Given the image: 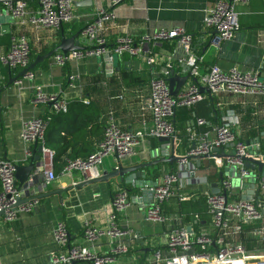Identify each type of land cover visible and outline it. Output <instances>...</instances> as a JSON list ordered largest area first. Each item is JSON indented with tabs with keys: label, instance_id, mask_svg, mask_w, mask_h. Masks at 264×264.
<instances>
[{
	"label": "crops",
	"instance_id": "0c3cea01",
	"mask_svg": "<svg viewBox=\"0 0 264 264\" xmlns=\"http://www.w3.org/2000/svg\"><path fill=\"white\" fill-rule=\"evenodd\" d=\"M213 1L124 0L111 6L110 0H91L88 5L75 6L71 23L77 25L78 29H82L100 9L111 10L114 18L108 23L110 46L114 44L115 36L121 33L127 34L136 41L143 35L154 33L159 28L182 27L191 36L194 54L200 59L201 72L215 65L223 71L234 67L242 71L255 68L260 76L264 77V0H249L248 4L236 6L239 29L232 38L227 40H219L215 30L203 25L205 10L213 5ZM27 7L28 15L37 9L35 2L31 0ZM6 25L8 26L6 30L0 32V40L7 37L9 41L15 34L26 35L33 53L31 61L55 47L53 45L57 40V31L48 27L33 26L27 18L22 22L9 21L7 14L0 6V27ZM68 31L69 28L64 29L66 36L74 33ZM78 40L83 47L84 41L80 35ZM58 41L59 37L57 43ZM9 46L1 43L0 55L4 54ZM147 52L148 56L155 58V63L148 64L143 56L123 53L113 60L111 69L107 68L108 63L103 56L87 57L79 61L71 60L62 67L54 66L50 56L30 68L33 77L26 79L21 78V69L6 67L0 63V88L8 85L0 92V158L10 159L20 165L28 163V157L32 155L35 147L34 143L30 145L31 155L26 157L25 145L20 138L23 123L29 118L42 117L51 113L49 103L34 105L30 101L36 87L45 94H56L66 101L82 100L84 103V99L91 97L99 102L100 118L105 119V124L111 116L125 130L134 133L142 131L145 137L133 154L122 159L123 165L160 159L165 154L169 156L172 151L170 144L165 148L163 143L157 142V145L153 147L150 141L152 136L146 135L152 127V118L147 107L149 82L153 77L163 76L167 70V64L172 65L176 74H186L183 60L185 54L182 46L174 40L150 43L147 46ZM124 54L128 57L122 62ZM120 61L123 68L130 72L131 78L123 80L119 77L117 63ZM99 76H103L102 81L100 80V85L104 86L102 91L91 87L94 82H99L97 80ZM9 79L11 84L7 83ZM190 81L192 79L188 78L186 82ZM204 94L205 99L196 105L178 107L177 112L175 111L178 114L176 116L184 122L183 126L188 135V128L192 127L195 132L204 133L209 140H212L215 137L216 127L226 124L234 129L237 137L250 146L251 152L259 151L264 159L263 98L238 93H220L216 96ZM173 117L175 120V113ZM198 118L203 119L205 123L197 126ZM52 126H57V123L55 125L53 123ZM179 142L180 139L177 137L175 155L186 151L181 150ZM231 150L232 145L227 144L219 148L217 152L231 154ZM76 151V148L71 149L68 159L74 158ZM214 153L215 151L211 154ZM45 160L46 158L38 169L32 172L36 178L35 183L41 191L37 195L58 189H64L65 192L62 194V199L57 194L40 197L39 205L30 213H21L11 222H6L0 216L1 264H53L51 253L56 250L53 228L60 220L66 224L72 244L89 245L93 251L99 253H105L108 248L106 238H101L92 244L85 242L82 223L89 219L97 226H105L106 217L111 210L114 188H123L122 184L118 180H113L110 184L96 182L76 189L73 185L82 181L83 177L78 172H71L67 175H57L58 179L48 183L47 186H42L45 177L41 170ZM209 160L213 165L210 166ZM116 163V156L107 155L99 166V171L110 170L116 166ZM173 166L176 168L175 173L169 172ZM190 169L192 173L189 172ZM221 170L223 171V168ZM159 171L160 176L156 180L153 175L145 172L146 179L155 181L156 184L165 173L174 174L178 178V182L174 184L176 191L192 197H196L199 193H212V184L216 183L218 187L220 185L215 157L201 158L198 164L194 159H190L180 168L177 161L172 164L161 162ZM253 175L260 176L257 171H253ZM224 179L232 181L229 174H225ZM238 180V186L234 187L231 184L230 188L233 193L231 198L234 200L241 199L246 194V188H242V184L250 181L246 178L241 184L240 177ZM135 183V181L125 183L134 190L130 193L127 191L130 196V205L125 209L124 215L119 218V223L134 231L137 238L129 239V251L117 256L111 264H153L152 255L156 251L161 254L162 261L159 264H165V260L172 255L165 245L166 239L174 229L184 227L187 230L189 227V230L195 233L205 231L214 234L210 223L211 218L202 221V224L196 227V231L191 224L183 222L176 213L168 210L172 203L170 200L161 210L164 215L162 222L146 219L143 211L153 197L143 193L142 188H135ZM255 189L256 186L253 190ZM260 195L264 202V192H260ZM174 197L178 198V196ZM259 221L261 227L249 235L250 240L244 241L242 234L233 237L234 241L242 242L246 253L235 256L228 264H264V212Z\"/></svg>",
	"mask_w": 264,
	"mask_h": 264
},
{
	"label": "built area",
	"instance_id": "2783aa9c",
	"mask_svg": "<svg viewBox=\"0 0 264 264\" xmlns=\"http://www.w3.org/2000/svg\"><path fill=\"white\" fill-rule=\"evenodd\" d=\"M30 0H0V6L5 14H10L13 21L22 22L29 19L31 25L36 27H48L55 31L60 30L63 23H69L73 19L74 3L81 0H31L37 9L28 15V2ZM124 0H110V5L115 6ZM249 0H214L213 5L205 10L203 25L215 30L219 40L232 38L239 29L236 6L248 4ZM114 18L109 9H100L95 16L81 29L80 36L84 46L80 50L66 53L55 52L51 55V63L62 67L66 62L79 61L87 57H101L109 54L108 61L113 63L114 58H119L123 53L132 56H143L148 64L155 63V58L148 56L147 46L161 41H176L184 51V63L188 68L190 82H186L173 96L170 94L166 76L172 65L167 64L164 76L153 77L149 82V96L147 107L152 118V127L147 131V136H168L174 148L177 142L174 126V113L178 107H191L205 99L204 92H200V86H207L211 96L220 93H238L256 95L264 100V77L253 68L242 71L234 67L223 71L217 65L211 66L207 71L201 72L200 59L193 51L191 36L182 27L174 29L159 28L150 35H143L133 41L127 34L121 33L115 36L113 45L108 43L109 22ZM7 51L0 55V63L10 68L26 69L31 62V47L26 35L15 34L10 39ZM33 73L30 69L21 78H31ZM195 79V80H194ZM34 105L49 103L51 112H65L67 101L56 94H45L39 87L34 89L30 100ZM87 103L88 100L84 99ZM50 121V114L27 119L20 131V138L25 145V156L31 155L30 145L37 141L42 146V155L46 158L42 172L48 183L58 179L57 175H67L78 172L83 180L101 176L99 166L107 155H114L123 159L136 151L144 133L131 132L119 126L114 118L108 117L103 129L102 139L98 142L94 151L85 158L75 157L66 161V164L55 173L52 165V152L45 147V131ZM205 121L199 119L196 125H202ZM191 146L180 154L184 156L178 161L179 168L186 165L188 156L211 154L215 148H221L227 144L232 145L231 156L225 158L226 166H235L239 173L240 182L246 179L248 174L243 166L242 157L249 156L251 149L248 144L237 137L234 129L226 124L218 125L214 132V139L209 140L204 133L195 132L192 127L188 128ZM179 155V156H180ZM215 163H222L221 159L215 158ZM16 163L12 160L0 158V212L6 222L18 218L21 213H30L40 203L38 185L35 183L34 173L29 174L28 180L23 184L16 183L14 172ZM192 173V170H189ZM256 181L255 186L260 192H264V179ZM178 182L177 176L165 173L159 182L150 189L152 201L143 211L146 219L162 222L164 215L162 205L170 198L178 196L179 200H188L192 196L178 193L174 184ZM220 192L217 194L207 193V211L211 218V227L214 234L205 231L195 233L181 229H174L166 239L165 245L171 252V256L165 260V264H228L235 256L244 255L246 248L241 241H234L233 237L241 234V224L251 223L260 219L263 215V200L255 197L252 200L237 198L232 199L231 182L228 179L220 181ZM225 191V194L221 191ZM111 199V210L106 217L105 226H97L87 219L82 223L83 239L89 244L106 238L108 248L105 253L93 251L89 245L83 246L70 242L67 226L64 221H58L54 228V240L56 250L51 253L53 264H111L119 255L129 251V239H136L137 234L128 227L119 223V218L124 215L125 209L130 205V196L127 190L115 187ZM20 199L25 202L18 203ZM260 232V231H259ZM162 261L161 254L156 251L152 255L153 264ZM1 264V263H0Z\"/></svg>",
	"mask_w": 264,
	"mask_h": 264
},
{
	"label": "trees",
	"instance_id": "16d2710c",
	"mask_svg": "<svg viewBox=\"0 0 264 264\" xmlns=\"http://www.w3.org/2000/svg\"><path fill=\"white\" fill-rule=\"evenodd\" d=\"M62 28L65 30L69 28L68 32L73 33L77 31L79 27L69 22L63 23ZM56 36L58 40L59 30L56 32ZM6 38L7 37H4L2 41L0 40V44L9 45L10 40L7 41ZM57 40L54 42L53 47L56 46ZM32 57L33 53H31V59ZM127 57L128 55L124 54L121 61L123 62ZM121 61L117 63V71L119 72L120 78L127 80L131 78V75L130 72L123 68ZM102 79L103 76H99L97 79L99 82H94L91 87H95L96 90L102 91L104 88L103 85H100V80L102 81ZM87 100L88 103H83L82 100L67 101V109L65 112L50 113V121L45 131V147L52 152L51 158L55 173H59L66 164L71 149L76 148V157L85 158V156L95 150L96 144L102 139L105 119L100 118L101 108L99 102L91 97ZM176 112L174 120L176 136L180 139L179 146L181 150H187L191 147L192 142L189 140V135L185 130L186 128L183 126L184 122L176 116ZM53 123L54 125L57 123V126L53 127ZM150 141L153 147L157 145L158 140L156 137H150ZM208 163L210 166L213 165L211 160H209ZM159 168L160 164L151 168L152 173L150 174L153 175L154 180L158 179L160 176ZM175 171L176 168L174 166L169 170L171 173H175ZM122 187L129 193L134 190V188L125 183L122 184ZM169 200L170 203H172L168 207V210L176 213L183 222L191 224V226L195 228L194 230L202 224V221H207L210 218L209 211H207L205 193H199L196 197H192L188 200H179L177 197H172ZM167 202L162 205V209L167 205ZM260 227L259 219L251 223L241 224L242 239L244 241L250 240L251 236L249 235L260 229Z\"/></svg>",
	"mask_w": 264,
	"mask_h": 264
},
{
	"label": "water",
	"instance_id": "95a60500",
	"mask_svg": "<svg viewBox=\"0 0 264 264\" xmlns=\"http://www.w3.org/2000/svg\"><path fill=\"white\" fill-rule=\"evenodd\" d=\"M91 3V0H81L77 1L74 3V6L81 7L85 6ZM7 18L9 21H13L12 16L10 14H7ZM8 26L0 27V32L3 30H6ZM215 32V31H214ZM81 33V29H78L76 32L71 34L70 36H66L64 32V28H60L59 30V41L57 45L45 52L43 55H38L36 56L33 61L30 62V65L26 68L23 69L20 72V76H22L27 69L33 68L35 65L38 64L39 61L45 60L46 58H49L53 53L55 52H69V51H75V50H80L82 49V46L79 44L78 37ZM216 33V32H215ZM108 56L109 54H104L103 58L106 60L108 63L107 68L111 69L112 68V63L108 61ZM116 60V58H114ZM184 70L187 71L186 74L184 75H179L176 74L174 69L171 68L166 76V79L168 81V86H169V91L171 95H175L178 90L186 83V81L189 78V73H188V68L184 64ZM195 80V79H194ZM11 79L7 81L8 84H11ZM8 86V85H7ZM7 86H4L7 87ZM0 88V92L4 89ZM200 92L207 93L208 96H211L210 89L207 86H200ZM158 142L163 143L164 147L167 148L170 144V147L172 148L171 153L168 155L162 156L160 159H154V160H149V161H144L142 163H137V164H132V165H123L122 164V159L118 158L116 156V166L111 168L110 170H104V172H101V176L97 178H92V179H86L82 180L79 183L73 185L74 188L80 189L82 187H85L87 184L91 183H96V182H104L107 184H110L113 180H118L121 184L124 183H131V182H136L135 183V188H142L143 193H148L151 198H152V190L150 189L152 186L155 185V181H149V179H146V174L152 173L151 168L160 164L161 162H169L172 164L175 161H180L181 158L184 156L182 155H175L174 154V145L172 141H170V138L168 136H160L157 138ZM191 146H194L192 144ZM34 149L33 153L30 157H28V163L24 165L16 164L15 165V172H14V177L16 180V183L18 184H23L28 180L29 174L32 172H35L38 169V166L43 161V155H42V146L37 143V141L34 142ZM219 148H215L214 154H201L198 156H188L186 155L185 158L190 160L194 159L197 164L199 163L201 158H209V157H215L216 159H221L222 163H218L217 168L219 169V180L222 181L224 179L225 174H229L232 177L231 184L234 187H237L239 184V173L236 172V167L235 166H224L225 164V158L228 156L233 155L234 153L231 152V154H226L223 152H217ZM217 152V153H216ZM154 155L155 152H154ZM243 161V166L247 170L248 174L246 176L247 179H250L249 183L244 182L242 184V188H246V194L242 196L244 200H252L253 196L257 199H261L260 195V190L259 188L256 187V191L253 190L255 187V183L258 180V177L253 175V171H257L260 174V178L264 179V159L260 155L259 151H256L255 153L250 152L249 156H244L242 157ZM224 166V167H223ZM223 168V171L221 170ZM151 175V174H150ZM134 180V181H133ZM213 194H217L220 192V188L217 186L216 183L212 184V189H211ZM224 194L225 191L221 190ZM65 192L64 189H58V190H53V191H48V193H43L41 195H38L41 198L48 197L49 194H57L60 196L62 199V194ZM25 202V199H20L18 203H23ZM264 212V209H263ZM0 215H2V212H0ZM187 230H189V227H187ZM190 231V230H189Z\"/></svg>",
	"mask_w": 264,
	"mask_h": 264
}]
</instances>
